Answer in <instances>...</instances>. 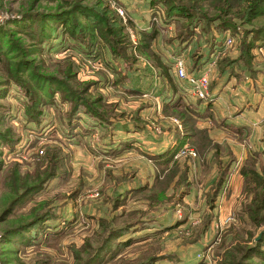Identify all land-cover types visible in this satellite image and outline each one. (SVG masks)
Here are the masks:
<instances>
[{"label": "rangeland", "instance_id": "374dc122", "mask_svg": "<svg viewBox=\"0 0 264 264\" xmlns=\"http://www.w3.org/2000/svg\"><path fill=\"white\" fill-rule=\"evenodd\" d=\"M221 5L0 0V264H264V123L222 134L163 104L176 56L215 87L264 55V1L214 28Z\"/></svg>", "mask_w": 264, "mask_h": 264}, {"label": "crops", "instance_id": "0c3cea01", "mask_svg": "<svg viewBox=\"0 0 264 264\" xmlns=\"http://www.w3.org/2000/svg\"><path fill=\"white\" fill-rule=\"evenodd\" d=\"M252 63L248 68H244L241 64L235 65L234 68L236 69H233V74L231 72L226 78L227 74L222 73L220 77L215 79V87L209 85L212 94L216 95L215 102L211 105L216 108L217 105L223 107L222 110L228 113L233 111L232 116L229 114L223 116L222 111L219 114L214 107L215 112H217L216 119H198V123H211L213 129H215L214 127L217 128V133L221 131L222 134L236 135V132L248 130L252 134V139L257 136L259 125L262 124L259 118L264 109V55H255ZM205 67H201L200 70ZM185 97L189 100L194 99L190 95ZM118 132L119 130L114 131L116 135ZM212 132L215 133V131ZM248 146L250 150L261 148L255 142H250ZM107 148L108 146L105 147V149ZM163 150V148L157 147L156 152Z\"/></svg>", "mask_w": 264, "mask_h": 264}, {"label": "trees", "instance_id": "16d2710c", "mask_svg": "<svg viewBox=\"0 0 264 264\" xmlns=\"http://www.w3.org/2000/svg\"><path fill=\"white\" fill-rule=\"evenodd\" d=\"M231 1V2H230ZM264 0H219V2H223V5L219 6V14L215 15L213 18H211L210 20L208 19V21L206 23L209 24L212 27H229V26H233L236 21L235 19L238 20V18H240L241 20H244V17H247L248 19L253 18L255 16L260 15L261 11H259L258 9V5ZM171 6H175L176 5H171V3H169L168 5V9H171ZM180 6V7H179ZM177 8L181 9V16L186 17L189 22H190V28L191 26L195 25V24H199L201 22H204L206 17L205 15H203L202 13L196 11V13H193L191 11L188 10V7H185L184 5H179ZM248 13V15H247ZM247 19V20H248ZM60 39H54L53 41H51L52 43H59ZM73 42V41H72ZM43 44V43H42ZM63 43L58 44V47L62 46ZM247 52V50L245 49V53ZM244 56V55H242ZM243 59L242 57L237 58V60H241ZM234 60H223L222 63L228 64L229 66L230 63H233ZM169 83L171 84L170 87H172V89H170V94H166L164 93V98L166 99L163 104L165 105H169V106H179L180 109L186 116V119L188 120H193L195 122H197L198 119H206V118H210V119H216L215 117H213L211 115V113L209 112V109L206 108V106H202V103L199 99H193V100H189V99H184L183 98V94H181L182 92L180 91V88L178 86V81L177 80H173L172 78L170 79ZM169 87V88H170ZM132 89V88H129ZM136 88L133 87L132 90H134ZM137 90V89H136ZM209 108V107H208ZM182 116V115H180ZM179 116V117H180ZM208 116V117H207ZM182 121V120H181ZM205 135V140L206 142L209 141L207 134L204 133ZM206 150V149H205ZM169 150L168 149H164L163 151L157 153L158 156H160L161 159H166L167 156H169ZM251 152L250 154H248L249 158H255V154H256V150H249L248 153ZM155 154V153H154ZM247 171L243 174L246 175ZM251 174H253V178H257V173H254L253 171L251 172ZM257 174V175H256ZM261 186L264 190V181H262ZM262 202V204H264V193L263 195L260 196H256V194L253 193L252 196V202L256 203V202Z\"/></svg>", "mask_w": 264, "mask_h": 264}, {"label": "built area", "instance_id": "2783aa9c", "mask_svg": "<svg viewBox=\"0 0 264 264\" xmlns=\"http://www.w3.org/2000/svg\"><path fill=\"white\" fill-rule=\"evenodd\" d=\"M211 63H208L206 67L194 73L192 70L187 71L183 60L176 56L172 60V68L178 79V86L181 89L187 91L188 95L202 101H211L214 97L212 92L209 91V70ZM259 121L264 123V109L261 112ZM188 152L194 155L192 150L181 151Z\"/></svg>", "mask_w": 264, "mask_h": 264}]
</instances>
